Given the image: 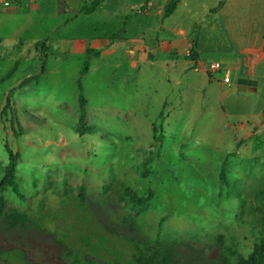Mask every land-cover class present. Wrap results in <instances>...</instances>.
I'll return each mask as SVG.
<instances>
[{
    "label": "rangeland",
    "instance_id": "rangeland-1",
    "mask_svg": "<svg viewBox=\"0 0 264 264\" xmlns=\"http://www.w3.org/2000/svg\"><path fill=\"white\" fill-rule=\"evenodd\" d=\"M72 1L0 0V180L9 147L22 155L17 181L27 199L9 188L0 195L21 210L42 207L54 216L41 231L0 217V264H68L58 224L73 223L81 210L49 183L66 175L86 185L87 211L107 231L171 245L170 264H227L225 247L248 257L260 236L253 203L264 185V80L258 92L239 90V80L252 75L246 60L238 73L236 58L220 57L231 52L212 15L222 0H182L165 20L169 0H150L153 9L148 0H107L117 12L108 17L101 11L77 16ZM236 3L246 20L249 4ZM193 42L219 57L194 63ZM88 48L100 56H87ZM212 61L224 71L211 73ZM43 68L38 84L20 87ZM80 85L87 100L84 137L78 133ZM160 138V157L144 178L139 168ZM223 167L230 198L221 188ZM107 184L114 190L105 192ZM123 185L142 196L149 188L156 192L137 225L118 202Z\"/></svg>",
    "mask_w": 264,
    "mask_h": 264
},
{
    "label": "trees",
    "instance_id": "trees-1",
    "mask_svg": "<svg viewBox=\"0 0 264 264\" xmlns=\"http://www.w3.org/2000/svg\"><path fill=\"white\" fill-rule=\"evenodd\" d=\"M83 1L79 13L84 15H92L100 11L104 2V0H91L90 4H84ZM181 1L182 0H169L164 9L163 19L172 16ZM224 4L225 0H222L218 7L212 12L215 13L220 11ZM42 46L43 49L46 50V41L42 43ZM86 54L87 56L95 55L99 57L101 52L93 48H88ZM193 61L195 63L199 61V56L197 54L193 57ZM47 62L48 59L46 57L43 65L45 66ZM88 66L89 64L86 63L83 75L87 74L89 69ZM16 69V67L13 68L2 82L11 78L15 74ZM44 73L45 70L43 68L40 75L25 79L20 87L28 84H38ZM79 83L81 84V82ZM13 91L14 90L10 92L2 113H6L7 109L10 108V95ZM79 103L81 116L78 133L81 137H84L87 100L82 93V85H80ZM154 131L155 134L156 130ZM162 143L163 140L160 138L158 143L152 145L149 149V155L146 157L144 163L141 164L139 169L142 171L141 174L144 178L152 174L151 165L155 158L160 157L158 149ZM7 150L9 153V161L0 180V188L11 189L22 201H25L27 197L21 192L17 181L18 165L22 159V155L19 152H14L9 147H7ZM220 177L221 188L227 192L226 194L230 198L232 195L231 185L228 182V175L225 167H223ZM77 182L78 181L74 178L70 179L68 175L49 178V183L54 193L61 197L67 196L74 198L78 203V208L81 210L77 214L76 221L73 223H65L64 227L58 224L57 233L60 234L66 246L65 256L69 260L68 264H170L173 262L174 252L172 246L169 244L165 245L160 240L151 238H147L146 242L123 239L121 236L107 231L100 222L87 211V187L84 183L74 185ZM103 190L109 192L114 189L111 184H107L103 187ZM116 194L119 204L127 207L130 212L136 215V218L133 219L134 225L138 224V219L140 217L144 218L148 214V209L152 201L156 198V192L153 188H149L147 194L142 196L133 188L125 185L116 190ZM253 207L259 217V242L255 245L253 252L248 257L239 253L235 247H225L224 253L228 256L227 264H264V185L255 193ZM0 217H4L12 226L32 228L39 231L44 229L48 221L51 222L54 219L53 213H45L42 207L38 210H21L13 201L1 195Z\"/></svg>",
    "mask_w": 264,
    "mask_h": 264
},
{
    "label": "crops",
    "instance_id": "crops-1",
    "mask_svg": "<svg viewBox=\"0 0 264 264\" xmlns=\"http://www.w3.org/2000/svg\"><path fill=\"white\" fill-rule=\"evenodd\" d=\"M245 1L249 5L246 7L245 10L247 19L244 21L240 20L239 18L244 8L237 5L236 0H225L223 8L216 14L214 13L212 15L214 16V18L216 17L223 25L222 27L226 32L227 41L229 43L228 49H231V52L226 54L227 56H221L220 54V57H226L228 59L236 58L238 60V73L242 70V62L245 59V66L247 67L248 71H250V73L252 74L247 79L256 80L258 82L256 86V92H258L260 90L262 80H264V0ZM147 2L148 5L147 3L143 5H147L153 9L154 5L150 2V0H148ZM70 4L73 6V8H75V6L77 5L75 15H80L79 4L77 3V0H73ZM115 8L116 7H114L112 3L108 2L107 0H104L103 5L100 9L101 12H98H100L101 15H104L106 17L114 16L117 14V12H115ZM180 35L185 34L183 31H180ZM164 43H166V41ZM188 45L189 44L186 43L185 47H187ZM193 45H195L196 48L199 50L200 60L196 64H199L200 66L208 58L219 57L211 52L204 51L202 49L203 47H200L199 44L197 45L193 42ZM161 47L163 46L161 45ZM185 56V65L189 67L191 65V61L187 59L189 53L185 52Z\"/></svg>",
    "mask_w": 264,
    "mask_h": 264
},
{
    "label": "built area",
    "instance_id": "built-area-1",
    "mask_svg": "<svg viewBox=\"0 0 264 264\" xmlns=\"http://www.w3.org/2000/svg\"><path fill=\"white\" fill-rule=\"evenodd\" d=\"M224 67L219 63V62H210L208 65V70L211 73H221L224 71ZM232 78V74L230 71H226V76H225V82L230 83Z\"/></svg>",
    "mask_w": 264,
    "mask_h": 264
},
{
    "label": "water",
    "instance_id": "water-1",
    "mask_svg": "<svg viewBox=\"0 0 264 264\" xmlns=\"http://www.w3.org/2000/svg\"><path fill=\"white\" fill-rule=\"evenodd\" d=\"M258 82L254 80L240 79L239 80V90L246 91L249 86L254 92H256V86Z\"/></svg>",
    "mask_w": 264,
    "mask_h": 264
}]
</instances>
